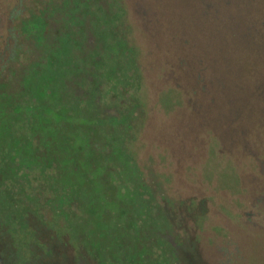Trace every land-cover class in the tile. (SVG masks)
Instances as JSON below:
<instances>
[{
    "label": "trees",
    "instance_id": "trees-1",
    "mask_svg": "<svg viewBox=\"0 0 264 264\" xmlns=\"http://www.w3.org/2000/svg\"><path fill=\"white\" fill-rule=\"evenodd\" d=\"M225 2L217 0V6H211L226 14L219 17V10L213 18L216 27L221 23L230 33L221 37L222 49L213 61L227 77H221V81L220 77H208L213 85L208 87V136L201 135V141L206 142L205 147L216 140L210 147L215 157L230 155L232 148L239 145L243 155L257 158L254 151L239 144L233 130L244 128L248 137L257 131V136L264 134V122L258 112L245 108L232 114L222 110L219 99L240 92L249 108H255L252 104L256 98L264 99V77H239L243 66L254 68V72L256 66L258 70L262 65L264 68V22L259 24L249 12L241 18L237 13L231 14L228 8L233 0ZM83 4V8H88V1ZM108 5V1L107 5H95L90 12H84L80 22L84 26L89 24L94 31L102 23H107L104 27L111 31L117 24L119 36L113 41L101 32L99 42L97 30L92 40L86 39L90 45L83 43L82 35L78 47L72 48V37L64 35L60 45L52 41L54 46L48 55L37 51L34 65L27 62L15 70L5 61L0 67V239H13L16 243L19 239L46 238L48 244L43 245L52 248L53 239L63 235L66 242L58 244L63 246V252L74 253L77 262L84 264H181V260H170L158 249L153 225L140 220L133 199L127 195L144 190L158 194L155 185L145 180V185L139 183L127 191L128 185L114 182L111 163L131 160L143 145L141 133L151 108L147 102L149 92L158 94L157 98L165 104L173 95L178 100L186 99L185 107L191 110L195 101L203 99L199 93H205L204 77H167L174 83L166 82L162 88L154 85L152 89L151 82L141 78L133 50L126 47L125 32L131 26L128 17H124L129 12L126 1L113 0L112 15L106 13ZM10 13L18 16V9L13 7ZM146 21L150 20L139 19L141 30L149 45L157 46L158 23ZM26 26L33 27L37 34L36 25ZM42 40L36 36L32 48L37 50ZM22 46L16 42L14 53L26 52ZM255 48L257 52H252ZM13 55L12 52L11 58ZM234 64L237 72L231 68ZM130 68L133 71L129 74ZM103 83L110 84L105 90L112 91L114 97L126 93L124 100L112 107L99 104L98 93L100 88L103 91ZM77 86L83 89L77 90L83 92L82 98L76 91L68 97ZM197 117L205 116H192L191 121L199 123ZM199 124L205 125L206 121ZM193 141L199 143L200 135H193ZM145 219L150 221L152 216ZM138 224L142 226L139 228ZM136 230L139 239H131L137 235ZM11 241L8 240L9 244ZM37 245L34 252L44 250L41 244ZM51 253L53 249L48 260H54ZM27 259L33 262L35 257Z\"/></svg>",
    "mask_w": 264,
    "mask_h": 264
},
{
    "label": "rangeland",
    "instance_id": "rangeland-1",
    "mask_svg": "<svg viewBox=\"0 0 264 264\" xmlns=\"http://www.w3.org/2000/svg\"><path fill=\"white\" fill-rule=\"evenodd\" d=\"M85 1H88V8H83ZM107 1L106 13L112 15L115 9L113 0H0V67L5 61L12 64L15 70L27 65V62L34 65L36 52L48 55L54 46L52 41L60 45L64 35L72 37V48L78 47L82 35L83 43L90 45L86 39L92 40L97 30L99 42H102L99 36L101 32L109 40L118 38L117 24L111 31L104 27L107 23H102L94 31L90 30L89 24L84 26L80 22L84 20V12H90L102 2L107 5ZM124 1L129 8L124 17H128L127 22L131 24L125 32L126 47L133 50L134 61L140 65L141 78H147L154 89V85L162 88L166 82L174 83L173 79L167 77H204L205 93H199L203 99L191 101L194 102L193 108L189 110L185 107L186 99L178 100L173 95L165 104L163 99L157 98L158 94L150 95L149 92L147 102L151 108L141 133L143 145L131 160L119 159L111 163L115 169L112 174L114 182L128 185L127 191L134 185L144 184L145 180L155 185L158 194H149L148 190H144L140 194L127 195L133 199L140 220L153 225V232L158 236V249L163 251L166 258L175 259V262L176 259L181 260V264H264V160H261L264 159V134L257 136V131L248 137L244 128L233 130L239 144L254 151L257 158L243 155L239 145L232 148L230 155L215 157L210 147L217 143L216 140L213 139L205 147L203 144L206 142L201 141V135L208 136V87H213L208 77H220V81L221 77H227L223 70L216 69L213 61L215 55L219 54L218 50L222 49L221 37L230 35L221 23L216 27L213 21L220 10L212 7L217 6V0ZM225 1L222 0L223 4ZM239 1L233 0L228 8L231 14L237 13L241 18L249 12L253 20L259 24L264 22V0ZM235 3L240 6L237 7ZM13 7L18 9V16H11ZM132 11L136 14L133 15ZM223 14L221 11L219 17ZM146 17L150 20L146 22L158 23L155 26L159 36L157 46L149 45L147 35L141 30L138 21ZM30 23L36 25L37 34L33 33V27L26 26ZM46 28L47 32L44 30ZM36 36L43 39L38 44L39 50L31 45ZM16 42L23 44L22 48L27 51L14 53ZM91 44L98 46L97 42ZM12 52L14 55L11 58ZM252 52H257V49ZM41 58L44 60L43 56ZM231 68L237 72L236 64ZM255 68L254 72V68L241 67L243 74L241 71L239 77H264L263 65L260 70L257 66ZM132 71L133 68H130L129 74ZM15 74L11 72L12 76ZM161 77L166 78L162 80ZM109 85L103 83L102 92L100 88L99 104L112 107L119 100H124L126 93L114 97L112 91L105 90V86ZM78 88L80 86L73 87L68 97L76 91L82 98L83 92L77 90L83 89ZM229 96L223 95L219 99L222 110L236 114L245 108L251 109L258 112L264 122V99L256 98L252 104L255 108H249L240 92ZM213 103L218 104L215 100ZM204 109L205 113L202 112ZM196 115H204L197 118L199 123L205 120L206 124L192 122V116ZM193 135H200L199 143L193 141ZM153 192L156 193V190ZM149 214L152 216L150 221L145 219ZM46 232L42 234L46 236ZM136 234L131 239H139L138 230ZM8 240H12L11 244ZM8 240L0 239V264H84L77 262L74 253L63 252V246L58 245L66 242L63 235L53 239L55 244H52V248L43 245L48 244L49 239L46 238L19 239L16 243L13 239ZM37 244H41L44 250L34 252L32 249L38 247ZM52 249L54 257H51L54 260H48V253ZM153 249L157 251L156 246ZM31 255L35 257L33 262L27 259Z\"/></svg>",
    "mask_w": 264,
    "mask_h": 264
}]
</instances>
